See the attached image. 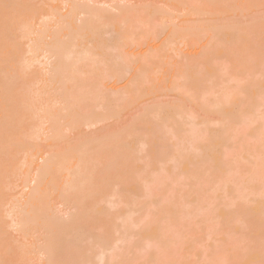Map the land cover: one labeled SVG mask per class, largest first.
<instances>
[{
	"label": "rangeland",
	"instance_id": "374dc122",
	"mask_svg": "<svg viewBox=\"0 0 264 264\" xmlns=\"http://www.w3.org/2000/svg\"><path fill=\"white\" fill-rule=\"evenodd\" d=\"M217 1L231 3L233 8L228 14L224 12L225 15H220L218 13L222 9L219 11L217 8L218 13L216 9L213 10L212 0H29V11L38 13L33 22L28 21L29 25L38 30L34 41L43 37L46 44H49L53 34L60 31L58 27L63 25L65 13L74 7H98L115 16L113 25L122 28L124 37L114 43L115 34L111 30L97 37L104 41L103 61L113 60L118 73L114 78L110 76L113 73L106 68L104 62L98 65L100 69L97 71L88 68V72L85 67L86 73L81 76L83 82L96 80L86 84L79 93L98 85L102 96L116 101L117 114L96 126L82 128V140L96 139L103 149L108 142L124 147L123 150L127 151L138 167V179L142 180V184L154 180H164L169 184L177 176V184L163 185L164 188L168 187L166 189L161 184L160 187L157 186L161 189L156 190L157 187H154L153 190L156 195L154 198L159 200V207L169 203L178 206L176 220L164 223L174 225L172 235L175 234V243L169 239L156 246L155 241L142 240L133 247L132 243L140 239L134 234V230L124 234L121 232L120 238L123 241L120 243L122 250L119 251H124L121 264H170L178 261V258H183L189 264H210L214 261V254H219L220 251L227 257L224 258L222 254L217 259H230L235 264H245L248 261L246 256L257 251L261 242L264 244V209L260 207L252 216H243L238 211L240 205L257 207L258 202H264V90L257 92L264 87V82L258 90L257 87L254 88L257 92L254 99L247 92L235 91L237 87L251 86L258 80H264V59H259V54L264 53V0ZM210 10L214 11L212 15H218L211 17V14H207L211 13ZM20 20L23 18L17 19L18 23ZM18 23L15 22V30L21 34ZM43 25L48 26L42 28ZM229 26L240 30L239 35L246 39L245 42L238 38L241 42L235 41L236 44L231 47L222 43L225 41L219 35ZM257 30L261 31L259 35H256ZM86 37L89 45H93L94 36L89 34ZM24 42L21 46L23 58L20 64H28L26 73L37 79H47L53 60L44 58L48 56L45 51L33 50V42ZM217 42L223 45L220 49L222 53H216L219 50L215 47ZM208 54L211 55V64L217 69V75H199L203 86L201 89L205 92L202 96L193 86L194 76L191 77V74L198 70L197 66L207 59ZM236 56L237 63L234 61ZM258 59L263 63L257 64ZM87 64L92 66V61ZM42 87L43 82L28 88L31 90H26L27 98H35L33 89ZM230 94L233 101L238 102V106L233 108L235 113L238 112V120L226 122L223 115L216 112L214 105L218 98ZM250 101H255L256 106L251 114H244ZM53 103L58 102L51 104ZM172 107L180 110L175 124L167 113ZM147 118L165 122L158 135L161 137L160 141H153L152 138L155 137L151 134L145 135L137 130L132 132L134 128H140L141 121ZM43 121L34 120L33 127L28 129V145L16 152L13 168L6 162L7 158H0L2 175L7 174L6 177L11 179L8 191L10 198H20L22 193L29 191L31 181L37 176L36 164L44 163L46 153L62 151L69 143H76L74 140L77 130L69 129L63 133L64 138L58 143L49 142L46 138L50 131L45 130ZM223 125L228 127L229 133L220 138L216 147L221 168L215 169L207 164L198 174H184L183 166L173 156H167L168 160L165 158L167 161L163 162L160 161L165 156L160 161L154 157L152 150L157 147L156 141L163 150L165 148L160 146L161 143L162 146L166 144L171 148L176 145L172 150L182 147L191 150L193 142H188L189 139L193 141L194 137L201 138L213 131L219 132ZM132 137L141 139L133 141ZM54 145H59V148ZM93 155L95 161L103 159V155H99L97 151H93ZM124 168L125 165L119 162L118 169L121 171ZM121 180L127 182L132 181V178L124 175ZM63 183L62 180L57 186ZM172 187L174 189L171 190ZM254 187L257 188L253 189ZM195 199L197 200L194 201ZM49 200L57 201V196L53 195ZM136 200L140 203V211L147 207L145 197H137ZM122 208L127 209L124 204ZM147 209L134 215L142 218L143 222L140 220V224L149 222L153 217L163 216L154 207L151 208V213L148 212L150 208ZM111 222L112 218L107 216L99 227H107ZM13 234L18 235L16 232ZM172 235L169 234L167 238L174 239ZM112 236L109 246L111 249L115 247L118 234ZM181 237L185 240L180 239ZM180 240L188 244L181 247ZM84 246H88V243L85 242ZM86 250L84 254L92 256L102 251L99 246L93 247L91 251L87 247ZM105 253L109 255L111 251L107 250ZM259 255L261 259L253 264H264V250H260ZM2 262L0 260V264Z\"/></svg>",
	"mask_w": 264,
	"mask_h": 264
},
{
	"label": "bare ground",
	"instance_id": "6f19581e",
	"mask_svg": "<svg viewBox=\"0 0 264 264\" xmlns=\"http://www.w3.org/2000/svg\"><path fill=\"white\" fill-rule=\"evenodd\" d=\"M211 4L214 7L212 9H216L217 13L222 9L218 13L220 15L224 12L228 14L233 8L231 3H221L217 0H212ZM29 9V0H0V158H7L6 162L9 166L14 167L15 154L28 145L26 139V135L30 132L28 129L33 127V122L37 119H43L45 130L50 131V135L46 138L49 142L58 143L64 138L63 133L67 129L77 130V137L74 140L76 143H69L64 150L45 154L44 163L36 164L37 176L31 181L29 191L22 193L24 196L20 198L9 197L11 179L6 177L7 174L3 176V171L0 170V260L3 261L2 264H33V262L36 264H96V261L98 264H121L124 260V251H119L122 250L120 243L123 241L120 234L133 230L134 234L140 238L139 241L132 243L133 247L142 240L155 241L156 246L159 245L158 243H166L169 239L173 242L175 240V234L172 235L174 225H164V223L167 220H176L179 213L176 208L178 206L169 203L159 207V200L154 198L153 190L161 184L163 188L165 185L177 184V176L170 178V182L173 183L168 182L169 184L164 180L142 184V180L138 179V167L127 151L123 150L124 147L108 142L103 149L102 144L96 139L82 140L84 135L82 128L96 126L117 114L116 101L102 96L98 85L88 88L84 93H79L86 84L96 80L89 79L84 83L81 76L88 70H99L98 65L104 62V41L97 36L111 30L115 34L114 43H118V40L124 37L122 28L119 25H113L115 16L109 15L98 7L87 6L85 9L74 7L65 13V21L58 27L60 31L53 34L49 44H46L43 37L34 41L38 30L29 25L28 21L33 22L38 13L31 12ZM210 11L211 13L206 11L207 14H211V17L216 16V12L212 15L214 11ZM29 14H31L30 18ZM19 18H23L20 23L17 21ZM15 22L22 30L21 34L16 32ZM239 32L240 30L229 26L219 36L224 38L222 40L225 42L222 43L231 47L238 42H245L246 39H242ZM260 33L261 31H258L256 35ZM89 34L94 36L93 45H89L87 40L86 36ZM238 38L241 41H238ZM24 40L27 44L33 42L34 46L31 47L33 50L45 51L48 55L44 57L45 59L53 60L47 79H37L26 73L28 64H20L23 58L21 46L25 43ZM78 42L81 44L79 45ZM222 43H216L215 47L219 49L216 53H222L220 50L223 47ZM256 51L258 52L257 49ZM259 59H264V53L259 54ZM259 59L257 64L264 62ZM86 60L92 61V66L87 64L90 63L88 61L84 64ZM211 61V55L208 54L207 59L197 66L198 70L191 74V77L194 76L193 86L202 96L205 92L201 89L203 86L199 75L202 73L211 77L217 75V69ZM234 61L237 63V56ZM104 63L113 73L110 76L116 77L118 67L114 68L113 60H107ZM41 82H43L42 88L33 89L36 97L27 98L26 90ZM262 82L264 80H258L251 86L237 87L235 91L236 93L247 92L251 95L250 98L254 99L257 92L261 93L264 90V87L258 90ZM255 87L257 92L256 89L254 90ZM231 94L218 98L214 105L217 108L216 112L222 114L226 122L238 120V112L235 113L233 109L238 102L236 101V104L233 101ZM54 101L58 103L51 104ZM128 103H131L130 100ZM255 106V101H250L244 114H251ZM167 113L169 119L175 124L180 110L172 107ZM152 119L147 118L141 121L142 126L134 128L132 132L137 130L145 135L151 134L155 137V139L152 138L153 141L157 139L160 141L161 137L158 135L165 122H160L161 119L156 121ZM228 133V127L223 125L219 132L213 131L201 138L194 137L193 141L189 139L188 142H193L191 150L188 147L172 150L176 145L171 148L166 144L162 146L161 143L160 146L165 148L163 150L158 147L159 143L156 141L157 147L152 152L157 161L165 156L160 162L165 161L169 155L176 161L178 159L179 165L184 168L182 171L180 167V171L184 174H198L207 164L215 169L221 168L216 147L220 138L227 136ZM132 139L135 141L141 137H132ZM80 140L82 141L79 142ZM54 146L59 148V145ZM93 151L103 155V159L95 161ZM35 162L37 160L33 162V165ZM119 162L125 165L121 171L118 169ZM124 175L131 177L132 181L121 180ZM62 180L64 183L57 186V183ZM173 187L171 190L174 189ZM158 189L161 188L157 187L156 190ZM53 195L57 196V201L49 200ZM142 196L147 199L145 204L148 203V205L141 209L150 208L148 212L151 213V208L154 207L158 214L163 216L153 217L149 222L140 224L142 218L139 219L134 215L139 214L140 211V207L138 208L140 203L136 198ZM123 204L126 205V210H123ZM260 207L264 209L263 201L258 202L257 207L240 205L238 211H241L243 216H252ZM107 216L112 218V222L107 227H99L101 221ZM138 226L139 229H137ZM99 230L101 231L97 233ZM13 232L18 235L15 236ZM114 234L118 236L115 247L111 249L109 246ZM169 234L174 239L167 238ZM184 237L180 239L185 240ZM85 242L88 246H84ZM184 242L181 247L188 244ZM260 244L257 251L246 256L248 261L245 264H253L261 259L259 254L260 250H264V244L262 242ZM96 246H99L102 251L95 253V256L84 254L87 247H90L91 251ZM107 250L111 251L109 255L105 253ZM220 253L221 251L219 254L215 253L218 256L214 254L215 258L213 256L212 259L214 261L210 264L233 262L230 259L220 260L223 254ZM6 257L9 258L6 259ZM217 257L220 258L217 259ZM181 261H183L182 264H189L183 258L180 260L178 258V261L170 264L179 262L181 264Z\"/></svg>",
	"mask_w": 264,
	"mask_h": 264
}]
</instances>
